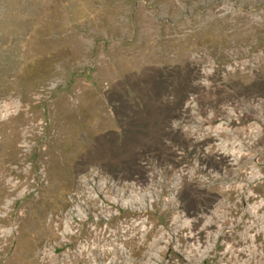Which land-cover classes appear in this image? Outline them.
Segmentation results:
<instances>
[{
	"label": "rangeland",
	"instance_id": "obj_1",
	"mask_svg": "<svg viewBox=\"0 0 264 264\" xmlns=\"http://www.w3.org/2000/svg\"><path fill=\"white\" fill-rule=\"evenodd\" d=\"M0 264H264V0H0Z\"/></svg>",
	"mask_w": 264,
	"mask_h": 264
}]
</instances>
